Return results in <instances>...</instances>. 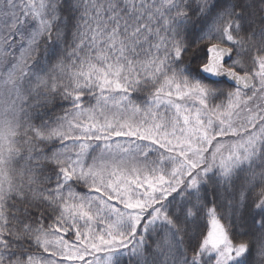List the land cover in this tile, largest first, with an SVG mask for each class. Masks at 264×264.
Instances as JSON below:
<instances>
[{
  "label": "snow or ice",
  "instance_id": "snow-or-ice-1",
  "mask_svg": "<svg viewBox=\"0 0 264 264\" xmlns=\"http://www.w3.org/2000/svg\"><path fill=\"white\" fill-rule=\"evenodd\" d=\"M0 264H264V0H0Z\"/></svg>",
  "mask_w": 264,
  "mask_h": 264
}]
</instances>
